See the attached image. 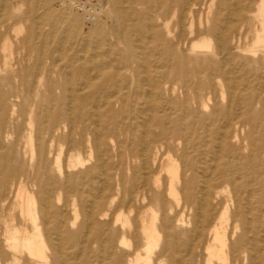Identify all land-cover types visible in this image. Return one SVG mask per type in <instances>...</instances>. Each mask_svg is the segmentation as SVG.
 Here are the masks:
<instances>
[{
  "label": "rangeland",
  "instance_id": "obj_1",
  "mask_svg": "<svg viewBox=\"0 0 264 264\" xmlns=\"http://www.w3.org/2000/svg\"><path fill=\"white\" fill-rule=\"evenodd\" d=\"M45 1L50 6L48 11L50 16L66 18H63L65 23H62V27L58 24L56 32L55 28H52L51 20H44L41 25L38 22H31L32 14L27 12V9H33L34 5L42 3V0H0V91L13 88L27 95L26 101L24 100L26 104L34 103L41 97V91L45 90L43 85L37 87L31 85L34 74L38 71L42 74L50 71L52 73L49 78L55 81L58 79L57 73L61 71L62 79L66 78L69 83L66 89L55 86L51 88L52 92L43 94L44 97L52 95L50 105L53 107L59 105L62 117L72 118L77 128L80 126L76 111L78 107L73 110L71 108L70 88L74 86V90L78 92L76 95L82 98L85 96L88 89L77 90L84 82L85 73L81 66L89 55L95 52L101 56L111 49L116 53L118 47H122L121 35L118 33L121 22L110 14L107 0H73L77 5L82 3L95 8L100 7L104 11V22L97 38L98 34L92 33L91 29L89 31L93 25L79 18L85 13L79 10L81 16L75 12L67 15L65 13L67 11L59 7L58 0ZM223 1L215 0V6L207 9L208 0H197V5L194 6L191 2L189 8L195 10L194 13H198V17L200 14L201 20L205 23L206 20L209 23L214 15L218 21L222 19L220 24L222 27L228 23V28L225 27L229 33L226 44L232 45L234 49L233 59H229L227 64L232 69L233 76L228 77L226 82L215 74L208 79L207 73L197 71L198 65L194 63L183 85L182 79L178 78L181 74L178 73L177 77H174L173 68L168 71L165 80L162 77L157 79L160 87L153 90V98L157 105L161 104L160 101L163 102L161 108L172 120L170 128L179 133L169 140L174 146L171 151L172 158L168 157L169 154L164 155L166 149L162 142L160 144L155 142L153 133L155 134L157 129L153 130V125L149 127L151 132L143 137L146 145L153 146L146 149L141 146L143 140L139 139L135 128L131 125L126 126L125 120L116 117L117 121L115 119L112 121L115 133L109 135L106 133L102 137L100 154H97L95 149L90 151L87 147L79 155L71 152L73 159L70 160L69 155L65 157L62 152L61 171L56 169L51 159L48 168L43 169V172L60 181L63 180L65 173L73 175L89 168L91 171L88 175L90 182L86 181L87 188H84L88 190V194L85 193L86 201L83 198L81 202L77 201L74 192L68 193L65 197L63 188H57V191L50 195L51 207L48 212L52 217L47 219L46 225L49 237L42 234L47 246L53 243L54 237L55 242H58L59 234L53 236V230L58 225V218L62 217L60 220L64 223L63 230L67 232L64 235L62 233L60 239L66 257L73 256V259L74 256L80 257L84 264H119V256L126 254L130 249L134 240L131 234L134 231L137 232L140 250L142 254L145 253L142 227L149 224L152 215L155 214L160 231L162 217L172 227L175 235L173 240L177 242L179 250L178 255H174L176 259L174 264H264V51L260 52L261 47L255 46L256 32L264 35V11H258L260 0H231L232 6ZM150 2L148 4H151ZM136 3L133 5L138 13L144 10V6L147 7L138 1ZM167 3L161 0L158 6L159 15L164 12L168 15L170 13L169 27L172 35H177L183 30V36L188 37V21L185 20L182 25L176 20L182 13L179 5L173 4L169 7ZM126 5L120 0L117 10L123 11ZM232 9H236L237 13L235 11L232 14ZM187 12L188 10L186 14L189 13ZM156 14L158 13H153V16ZM23 17L25 21H22V24L15 22ZM76 19L79 20L77 30L70 26ZM155 22L161 25L160 20ZM11 26L15 30L8 36L6 31ZM199 26L202 28L203 25L196 21V27ZM160 27L166 32L163 25ZM27 29L32 30L29 42L24 40ZM37 31H41L42 36L46 37L45 46L34 41L36 38L33 35ZM145 33L144 28L143 34ZM132 38L133 36L131 40ZM198 40L208 43L211 47L218 46L214 39L199 37ZM200 53L191 55L196 57ZM204 53L210 55L207 51ZM110 55L114 59L115 55ZM78 58H81L80 61ZM153 59L151 58V61ZM132 66L131 64V68H126L117 64L122 73L120 85L125 87L121 91L123 94L121 103L127 105L135 100L133 103L135 108L142 110L147 105L146 98H149L150 90L146 86L140 91L135 90L132 83L135 78ZM209 82L215 86L214 97H211L206 88ZM113 88L107 92L112 95V99L116 95ZM36 89H39L40 93ZM167 89L174 100L172 109L166 104L161 92ZM103 93L102 90L99 95L95 94L100 103L103 101ZM195 93L198 95L195 96ZM63 95L66 100L58 101ZM5 102V110L0 109V125L6 124V129H9L8 126L17 117L18 109L12 106V102L8 100ZM85 104L84 109L91 106L90 102ZM120 104L114 103L115 110H119ZM141 120L140 115H137L134 121L139 125ZM117 129H124V134H119ZM138 130L142 135V128ZM63 132L65 138L64 134L67 132L66 130ZM58 133L60 132L56 134ZM13 139L14 135L8 134L4 142H12ZM41 142L43 143L42 139ZM2 149L0 147V152ZM23 150L25 151V148L22 146L18 148L19 154L15 156L19 158L17 175L21 178L29 157L28 146L25 152ZM184 153L185 158L181 157ZM77 156L84 159L82 165L76 161ZM32 157L34 159L35 155ZM185 161H195L196 169L193 171L184 167ZM72 163L73 166H68ZM192 175L194 177L197 175L196 179L199 181H205L198 189L191 178ZM133 176L136 177L135 181ZM174 176H177L174 181L177 198L169 191V182ZM179 177L194 182L192 184L194 187L187 190L192 198L191 208L182 193L183 181ZM33 190L35 191V187ZM183 204L185 205L182 209ZM13 205L14 214L17 215L19 202L14 201ZM32 209L42 218L43 213H39V204L34 199ZM53 210L58 211L59 216ZM214 222L218 233L215 240L214 231L210 228ZM201 233L203 238L200 236ZM75 234H78V238H75L76 243H73ZM122 237L125 238L124 243H120ZM110 240L114 247L103 248ZM208 244L214 247V256L211 258L206 250ZM160 245L161 237L157 245L153 246L152 261L149 264H154L153 258L160 251ZM45 251L49 252L48 247ZM31 260L36 259L31 257ZM69 262L75 263L74 260Z\"/></svg>",
  "mask_w": 264,
  "mask_h": 264
},
{
  "label": "bare ground",
  "instance_id": "obj_2",
  "mask_svg": "<svg viewBox=\"0 0 264 264\" xmlns=\"http://www.w3.org/2000/svg\"><path fill=\"white\" fill-rule=\"evenodd\" d=\"M119 1L120 0H107V8L109 9L110 14L112 13L114 16V19L121 22L118 33L121 35L120 43L122 44V47H118L116 53H114L111 49L110 52L108 51L101 54V56L96 54V52L89 55L87 61H85L81 66L84 71L83 73H85V76L83 77L84 82L80 85V88L77 89H88L86 90L87 92L83 98L76 95L78 92L74 90V86L70 88V99L72 103L71 108L73 110L78 107L76 111L78 112L77 118L79 119L80 126L76 128L72 118L62 117L63 114L60 111L61 107L59 105H55L54 107L50 105V100L53 99L52 95L44 97L43 92H46V94L48 92L50 93L52 92L51 88L55 86H59L63 90L66 89L68 82L66 78L64 80L62 79L63 72L61 71L57 73L58 79L55 81H52L51 78H49L52 73L50 71H45L43 74L38 71L34 74L31 85L33 87L43 85L45 89L44 91H41V97L34 103L31 102L26 104L25 101L27 95L21 94L18 90L16 91L13 88L0 91V109L2 111L5 110V100L12 102V106L18 109L17 117H15L13 119V123L8 126L9 129H6V124L0 125V147L3 148L0 152V264H73L69 262L72 260L75 261L74 264H84V261L80 257L74 256L73 259L72 255V258H68L64 255L66 252L64 253L63 251L64 247L60 236L62 237V233L64 235L67 231L63 230L64 223H61L62 217L58 218V225H56L57 227L53 230V236L56 233V236L59 234L57 236L59 237L58 242H55L54 237L53 243H50L47 246L42 236L45 234L49 237V229L46 225L48 223L47 219L52 217V215L50 216V213L48 212L49 207H51L49 202L50 195L57 191V188H63L65 191V197H67L68 193L74 192V197L77 201L81 202V198L86 201L85 193L88 194V190H85L84 188H87L86 181L90 182L88 175L90 174L91 168L85 171L81 170L75 172L73 175L65 173L62 181H60V179H56V177L53 178V176L49 177L45 174V172H43V169L48 168L52 159L56 169L58 171L63 170V166L61 165L62 152L65 157L69 155L70 160L73 159L71 152L79 155L85 151L87 147H89L90 151H94L95 149V152L100 154L102 137L106 135V133L108 135L115 133L112 121L114 122V119L117 121L116 117L125 120L126 126L131 125L135 128L134 130L137 132L140 140H143V137L147 133L151 132L149 127L153 125V130L157 129L156 133H153L155 142H159L158 144L162 142V146L166 149L164 155L169 154L168 157L172 158L171 151L174 149V146L169 140L173 136H177L179 133H175V130L170 128L172 120L168 114L164 112V109H162L163 102L160 101L161 104L157 105L155 99L153 98V90L155 91L160 87L157 79L162 77V79L165 80L166 76H168V71L173 68L174 77H177L178 73L181 74L178 78L180 77L179 79H182L181 85H183L186 83L185 80L190 71L189 69L194 66V63L195 65H198L197 71H205L207 73L206 76L208 79H211L210 76L215 74L220 77L221 80L226 82L228 77L233 76L232 69L228 67L227 64L233 59L232 50L234 49L232 45L226 44L229 39V33L227 30L228 23L226 25L227 28H225L226 26L222 27L220 25L222 23V19L218 21L217 18L214 17L215 15L211 17L209 23L208 20H206V23L202 21L201 15L199 14L198 17V13H194L195 10L192 9V11L189 8V4L191 2L192 5L196 6L197 0H165L168 2L167 5H169V7L173 4H177L182 10V13L180 12L181 15H178L179 17L176 20L182 25H184L185 20L188 21L189 32L187 34L188 37L186 38L183 36V30L177 35H172V30L169 27V23L171 21L170 13L168 15L167 12H164L161 16L159 15L158 6L160 5L161 0H123L127 4L123 11L117 10ZM137 1L142 5H147V7L145 8L144 6V10L139 13L136 11L137 9L135 10L133 5L137 4ZM230 1L231 0H224L223 2H227V4L232 6ZM148 2L151 4H148ZM215 3V0H208L207 9H212V7L215 6ZM58 5L61 9H63V11H67L65 12L67 15H71L74 12L79 15V10L85 13L83 16L80 14L79 16L81 17L79 18H83V20L85 19L86 21H84L89 25H93V28L90 27L89 31L91 29L92 33L98 34L96 37L99 38V31L105 18L104 11H102L100 7L95 8L82 3L77 5L73 0H58ZM148 5L151 7L149 6V8ZM255 5L258 4L255 3ZM48 6V3H46L45 0L44 2L42 0V3L39 2L37 5H34L33 9H27V12L32 14L31 22H38L41 25L44 20H51L52 28L54 27L55 30H53L56 32L58 24L62 27V23H65L63 20L64 17L55 18L53 15L50 16L48 13V11H50V6ZM218 9L219 4L217 10ZM187 10L189 12H187L188 14H186ZM232 10L233 14L236 9ZM258 11H264V0H260ZM155 12L158 14L153 16V13ZM203 16L205 15L203 14ZM156 20H160L161 25H163L166 32L162 30L160 27L161 25L156 24ZM22 21H25L24 17L23 19H18L15 22L22 24ZM78 21L79 20L76 19L73 23L70 22L72 23L70 25L72 29H79ZM196 21H198L200 25H203L202 28L200 26L196 27ZM13 26L8 28L6 31L8 36L11 35L13 30H15ZM144 28L146 29L145 34H143ZM31 35L32 30H28L25 34L24 40L29 42ZM33 36L36 38L34 41L39 43V45H46V37L42 36L41 31L34 32ZM132 36L133 41L131 40ZM199 37H202V39H214L218 46L211 47L208 43L199 41ZM256 39L257 41L255 46H260V52H263L264 35L256 32ZM241 48L243 50L245 49L243 47ZM204 51L209 52L210 55L204 53ZM199 52H201L200 55L196 57L191 55V53L197 54ZM110 54L115 55L114 59L111 58ZM100 57H103L104 59ZM151 58L154 59L151 61ZM80 59L81 58H78L79 61ZM117 64L126 68H131V64L133 65L132 70L133 75H135V81L133 80L132 83L135 90L140 91L142 88L145 89V86L149 88L148 90H150V93L148 94L149 98H146L148 99L146 107V101L144 102L145 109L143 108L141 110L140 108L137 110L138 108H135L136 106L133 104L135 100L129 102L127 105H125V103H121L123 99L121 91L125 87L120 85L122 73L121 70L118 69ZM132 83H130V87ZM111 88H113L116 93L115 98L113 99L111 98L112 95L107 93L111 90ZM206 88H208L210 95H212L211 97H214V84L209 82L207 83ZM102 90L104 92L102 96L103 101L101 100L102 103H100V101L97 100V97H95V94L96 96L99 95V92L102 93ZM36 91L40 93L39 89H36ZM161 92L164 95L163 99L166 100V104L172 109L174 106V100L169 94L168 89ZM197 95L198 93H195V96ZM90 96L91 98H89ZM65 100L66 97L64 95L62 97L60 96L58 99L60 102ZM85 102H90L91 106L84 109L86 105ZM113 102L119 104L121 103L118 111L115 110L114 106L116 105H114ZM159 108L161 109L159 110ZM137 115H140V118L142 119L139 122V125L136 121H134L137 118ZM140 127L143 131V133L141 132L142 135L138 130ZM63 130H66L67 132L64 134L65 138L62 135V133H64ZM117 131L119 134H124L125 132L124 129H117ZM57 132L60 133L56 134ZM8 134L14 135V139L12 142L5 143L4 138ZM41 139L43 143L41 142ZM21 146L25 148V151L28 146L29 151V157L27 159V164L24 168L22 178L17 175L19 158L15 157L19 154L17 149H20ZM141 146L148 149L151 145H146L143 140ZM152 147L153 146H151V148ZM25 151L23 150V152ZM134 154L136 153L134 152ZM33 155H35L34 159L32 157ZM181 157L185 158V153L181 155ZM76 161L80 165L85 162L83 158L78 156ZM68 166H73V163L71 165L68 164ZM185 166L193 171L196 169L195 161H185L184 167ZM192 176L191 178H193L195 186L198 189L205 181H199L196 179V177H198L197 175L195 177ZM176 177L177 176L172 177L169 182V191L174 197L177 196V191L174 188V181L176 180ZM181 178L183 181L182 193H184V198L188 202H186L187 205L191 208L193 207L192 198L187 190L194 187L192 185L194 182L191 181V179L188 180L186 178L179 177V179ZM135 180L136 177L133 176V181ZM56 185L58 186L56 187ZM33 187H35V191L33 190ZM33 199L39 204V213H43L42 218H40L39 215L32 209ZM14 201L19 202V213L17 215L14 214ZM76 205H78V203ZM184 205L185 204L182 205V209L184 208ZM55 211L56 210H53V212ZM56 213L59 216L58 211H56ZM156 219L157 216L153 214L150 223L147 225L144 224L142 227L145 239V243L143 245L145 253L142 254L140 250L141 245L137 242V232L134 231L131 234L134 240L130 249L126 254L119 256V264H125V262L126 264H149L152 261L151 253L153 252V246L157 245L160 237L161 247L155 258H153L154 264H164V262L174 264L176 261V259H174V255H178L179 250L177 242L173 240L175 235L173 230H171L172 227L170 223L162 217L160 223V227L162 229L160 231L158 224L156 223ZM29 223L31 224L30 226ZM210 228L214 231L213 238L215 240L218 236L215 222L210 225ZM200 236L203 238L202 233ZM75 238H78V234L74 235L73 243H76ZM124 242L125 238L122 237L120 243ZM105 246L112 249L114 244L110 240L103 248H105ZM46 247L49 249L48 253L45 251ZM213 249V245L208 244L206 246L209 258L214 256ZM31 257H34L36 260H31ZM125 258L127 260H125ZM258 261L259 260H257V262Z\"/></svg>",
  "mask_w": 264,
  "mask_h": 264
}]
</instances>
